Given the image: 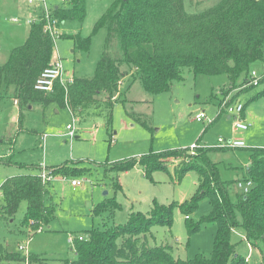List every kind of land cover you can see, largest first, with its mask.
Instances as JSON below:
<instances>
[{
	"label": "rangeland",
	"instance_id": "1",
	"mask_svg": "<svg viewBox=\"0 0 264 264\" xmlns=\"http://www.w3.org/2000/svg\"><path fill=\"white\" fill-rule=\"evenodd\" d=\"M218 1L185 0V8L190 13L200 12ZM64 2L47 0V5L52 10ZM114 2L87 0L84 21L67 20L58 27L54 56L62 59L66 79L95 75L107 28L95 33L93 29ZM40 4L38 0H0V65L7 61L14 47L26 41L31 21L45 11ZM77 35L91 36L88 49L77 46ZM117 50L119 47L115 46L113 52ZM253 71L261 74L264 63L254 62ZM130 79L129 75L120 86L113 108L107 106V95L101 93L95 103L82 111L73 113L67 107L37 103L25 110L20 120L17 103L11 98L0 100V264H33L29 260L32 255L39 256L37 264H65V260L76 257L70 236L87 237V230L93 227L126 223L133 211L149 212L154 199L162 203L190 200L198 189V172L189 171L177 180L174 175L178 161L170 159L167 166L171 174L157 170L148 178L145 168L139 165L121 172L118 190L112 183L113 174L101 165L106 162L177 148H190L193 154L199 147H207L210 159L218 163L223 180L229 183L231 199L237 201L242 193L237 182L246 175L249 149L264 147V97L255 98L263 86L245 89L243 76L232 84L227 74H195L190 68H185L183 80L175 81L170 91L158 94L146 91L141 80L129 83ZM228 100L232 106L245 105V115L229 114L223 105ZM197 114H205L206 118L198 121ZM238 118L251 126L235 130ZM74 123L77 133L72 138L67 125ZM220 138L226 143L221 144ZM235 138H242L245 146H228ZM192 144L198 147L192 149ZM66 162L88 168L90 173L76 177L84 183L79 186L72 185L73 177L57 176L49 181L46 201L55 208L49 226L33 233L23 225L26 201L12 217L3 212L1 185L7 178L40 173L44 168L49 172L51 166ZM107 197H115L121 208L113 214L109 211L95 214V205ZM211 211L212 204L205 198L190 216L192 221L199 222ZM216 230V223H206L198 232L189 234L186 214L176 207L172 226L152 227L150 245H170L176 258H193L199 253L211 257ZM232 241L250 264H261L260 252L248 243L241 226L233 231ZM20 245H27V249H21ZM11 252L25 256V261L8 259Z\"/></svg>",
	"mask_w": 264,
	"mask_h": 264
},
{
	"label": "trees",
	"instance_id": "2",
	"mask_svg": "<svg viewBox=\"0 0 264 264\" xmlns=\"http://www.w3.org/2000/svg\"><path fill=\"white\" fill-rule=\"evenodd\" d=\"M86 14L87 0H65L51 11L59 25L67 20L82 22ZM43 17L42 13L39 20L30 23L26 41L14 47L7 61L0 65V100L13 99L19 107L20 120L24 111L37 103L79 112L95 103L101 93L107 95L105 102L113 108L115 96L129 75V83L139 79L149 93L170 91L175 81L183 80L185 68L195 74H227L232 84L243 76L245 89L262 85L263 90L255 98L264 97V74L257 85L247 84L251 65L256 61L264 63V0H219L195 13L186 10L185 0H115L93 29L95 33L107 28L95 75L73 78L65 86L57 81L51 91L35 88L55 50V38ZM75 39L79 48H89L91 36L77 35ZM115 46L119 51L113 52ZM244 111L245 105L242 114ZM249 151L250 163L242 180H252L253 186L249 192L239 194L235 202L228 191L229 183L223 180L218 163L210 159L207 147H199L193 154L190 148H177L101 164L113 174L112 183L119 190L121 172L139 165L145 168L146 177L152 178L157 170L169 172L167 162L177 160L174 177L180 180L189 171H196L198 189L190 200L162 203L154 199L149 212L133 211L126 223L87 230V237L74 241L75 259L65 260V264H250L232 241L233 231L240 226L264 264V147ZM51 168L49 172L54 178L90 173V169L70 162ZM49 181L42 179L41 172L7 178L1 185L3 212L12 217L26 201L23 225L33 233L49 226L55 216L54 205L46 201ZM205 198L210 200L212 211L199 222L192 221L190 214ZM176 207L186 214L189 234L198 232L206 223H216L211 257L199 253L193 258H176L170 245H150L152 227L172 226ZM120 208L115 197H107L93 211L113 214ZM8 257L25 261L19 253L11 252ZM39 259L36 255L29 257L33 264Z\"/></svg>",
	"mask_w": 264,
	"mask_h": 264
},
{
	"label": "built area",
	"instance_id": "3",
	"mask_svg": "<svg viewBox=\"0 0 264 264\" xmlns=\"http://www.w3.org/2000/svg\"><path fill=\"white\" fill-rule=\"evenodd\" d=\"M30 1H34V0H30ZM39 2H41V8H44V17L43 19L46 21V28L47 30L50 32V34L56 38L59 35V22L57 19L53 18L51 15V11L47 5V0H38ZM36 18V17H35ZM39 20L38 19H34L31 22H35ZM262 74H264V71L261 74H258V72L253 71L251 72L250 75V81L247 83L248 85H257L259 82V79L261 78ZM73 80V77L71 78H65V68H64V64L62 59L58 56H53V59L51 61V64L46 67L43 72L41 73V75L39 76V78L36 81L35 84V88L37 90H41V91H51L56 82L59 81L61 82L64 86L68 83L71 82ZM224 106L227 107V112L229 114H237V115H241L243 110H244V105L239 103L236 106H232L227 105V103L224 101L223 103ZM206 118L205 114H197L196 115V119L198 121H203ZM251 126V123L246 122L244 119L242 118H238L237 121L235 122V130L237 131H243V130H247L249 127ZM67 129L69 130L68 134L73 138L74 136H76V127H75V123L74 124H68L67 125ZM45 136V135H44ZM219 142L221 144L226 143V141L223 138L219 139ZM224 146V145H223ZM228 146L230 147H243L245 146V142L242 138H235L234 140H231L228 142ZM198 147L197 144H192L191 148L194 149ZM48 170L46 168L42 169L41 171V177L44 181L47 180H52L54 177H52L50 175V172H47ZM71 183L73 186H79V185H84V183L78 179V178H73L71 180ZM238 187L241 189V191L243 193H247L250 191V189L253 186V181L252 180H248V181H243V180H238L237 182ZM43 227H40L38 229V231H42ZM85 237L80 235L78 237V239H84ZM76 238H74L73 236H70V241L74 242ZM21 249H27V245L26 247L23 245H20Z\"/></svg>",
	"mask_w": 264,
	"mask_h": 264
},
{
	"label": "crops",
	"instance_id": "4",
	"mask_svg": "<svg viewBox=\"0 0 264 264\" xmlns=\"http://www.w3.org/2000/svg\"><path fill=\"white\" fill-rule=\"evenodd\" d=\"M16 103V102H15ZM244 115H245V112H244Z\"/></svg>",
	"mask_w": 264,
	"mask_h": 264
}]
</instances>
